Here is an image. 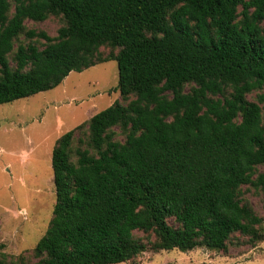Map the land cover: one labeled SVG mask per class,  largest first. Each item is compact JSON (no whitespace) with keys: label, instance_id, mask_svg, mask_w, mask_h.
<instances>
[{"label":"trees","instance_id":"obj_1","mask_svg":"<svg viewBox=\"0 0 264 264\" xmlns=\"http://www.w3.org/2000/svg\"><path fill=\"white\" fill-rule=\"evenodd\" d=\"M50 16L55 37L26 30ZM108 61L125 104L55 142L35 264L261 241L242 188L264 207V0H0V105Z\"/></svg>","mask_w":264,"mask_h":264},{"label":"rangeland","instance_id":"obj_2","mask_svg":"<svg viewBox=\"0 0 264 264\" xmlns=\"http://www.w3.org/2000/svg\"><path fill=\"white\" fill-rule=\"evenodd\" d=\"M24 25L26 30L55 37L62 21L50 16L42 22L27 20ZM99 51L106 57L111 49L102 47ZM117 79V65L108 61L82 72H70L51 90L0 105V264L37 262L33 249L49 225L55 204L51 170L55 142L115 101L122 102ZM255 95L248 99L254 100ZM260 106L264 121V105ZM242 192L262 218L264 229L259 193L246 187ZM235 238V244H229L225 252L205 248L148 251L133 263L119 264H264V237L254 245L238 235Z\"/></svg>","mask_w":264,"mask_h":264}]
</instances>
